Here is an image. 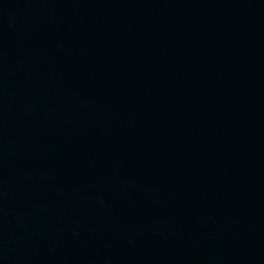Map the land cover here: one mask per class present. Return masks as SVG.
Listing matches in <instances>:
<instances>
[{
  "label": "water",
  "instance_id": "1",
  "mask_svg": "<svg viewBox=\"0 0 264 264\" xmlns=\"http://www.w3.org/2000/svg\"><path fill=\"white\" fill-rule=\"evenodd\" d=\"M0 264H264V0H0Z\"/></svg>",
  "mask_w": 264,
  "mask_h": 264
}]
</instances>
